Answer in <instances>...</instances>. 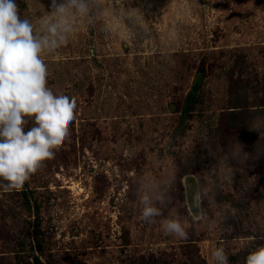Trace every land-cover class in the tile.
<instances>
[{
    "label": "rangeland",
    "instance_id": "obj_1",
    "mask_svg": "<svg viewBox=\"0 0 264 264\" xmlns=\"http://www.w3.org/2000/svg\"><path fill=\"white\" fill-rule=\"evenodd\" d=\"M17 3L39 26L49 0ZM107 3L121 16L111 31L80 24L66 46L43 57L49 87L77 98L75 120L54 158L26 181L31 207L21 190H0V264H16L18 252L35 263V226L45 264H146L163 254L173 262L187 245L207 264L217 246L229 264H244L264 245V137L255 132L256 142L243 143L248 157L238 156L239 143L224 147L214 121L229 97L233 52L247 51L263 81L264 0ZM134 8L142 21L128 18ZM203 62L206 78L182 121ZM254 123L264 125V116ZM169 176L186 239L166 236L162 218L142 221L136 206L142 189ZM189 176L202 194L197 217Z\"/></svg>",
    "mask_w": 264,
    "mask_h": 264
},
{
    "label": "clouds",
    "instance_id": "obj_2",
    "mask_svg": "<svg viewBox=\"0 0 264 264\" xmlns=\"http://www.w3.org/2000/svg\"><path fill=\"white\" fill-rule=\"evenodd\" d=\"M128 18L142 21L143 15L134 8ZM120 19V11L109 7L107 0H49L47 14L37 26V21L22 18L17 0H0V190L22 189L45 161L54 158L75 120L77 98L49 87L43 57L66 46L80 24L99 22L104 31H111L110 22ZM29 123L33 126L26 130ZM249 131L264 137L262 124L254 123ZM244 147L241 142L237 145L238 156L248 157ZM174 184V176L150 184L139 193L136 206L142 221L155 223L162 218L166 236L186 239L187 225L174 206ZM201 203L197 187L192 205L200 214ZM211 256L213 264H229L223 246ZM244 264H264V245L251 251Z\"/></svg>",
    "mask_w": 264,
    "mask_h": 264
},
{
    "label": "trees",
    "instance_id": "obj_3",
    "mask_svg": "<svg viewBox=\"0 0 264 264\" xmlns=\"http://www.w3.org/2000/svg\"><path fill=\"white\" fill-rule=\"evenodd\" d=\"M249 58L250 55L245 50H236L231 54L232 64L226 72L229 97L214 121L224 147H233L240 142H256L258 139L255 131H249V128L253 125L254 118L264 116V77L263 81L259 80ZM205 73L206 64L203 62L196 80V83L199 81V87L201 81L206 78ZM28 184L25 182L20 190L27 205L31 207L32 197L29 195ZM40 229L41 226L34 227L33 241L30 243L31 250L38 254L31 256L34 264H45L41 259L44 250ZM170 257V255L163 254L161 259H149L146 264H174V260L178 258L176 264H207L197 250L190 245L185 246L179 257L172 260L173 262L169 260ZM16 264H25V257L20 252L16 254Z\"/></svg>",
    "mask_w": 264,
    "mask_h": 264
},
{
    "label": "water",
    "instance_id": "obj_4",
    "mask_svg": "<svg viewBox=\"0 0 264 264\" xmlns=\"http://www.w3.org/2000/svg\"><path fill=\"white\" fill-rule=\"evenodd\" d=\"M198 88H199V81L195 84L194 89L192 90V92L190 93V95L188 97L186 106H185L183 113H182V117H181L182 121L191 113V110H192L193 104H194V99H195V96L197 94ZM171 109L174 110V106H171ZM185 183H186V187H187V200H188L189 207H190L192 213L197 217V216H199L200 213L192 205V193L195 192L197 190V187H198L197 179L194 176H189L186 179Z\"/></svg>",
    "mask_w": 264,
    "mask_h": 264
}]
</instances>
